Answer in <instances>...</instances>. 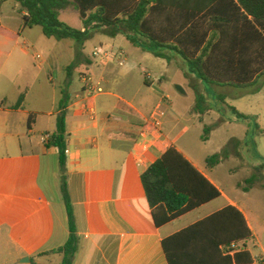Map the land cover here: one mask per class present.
<instances>
[{"label": "crops", "instance_id": "obj_1", "mask_svg": "<svg viewBox=\"0 0 264 264\" xmlns=\"http://www.w3.org/2000/svg\"><path fill=\"white\" fill-rule=\"evenodd\" d=\"M69 2L71 6L72 1ZM72 9L78 15L74 6ZM14 11L19 22L5 26L0 23V33L5 31L0 36V64L4 56L1 50L12 41L18 45L19 36L25 35V53L33 46L27 37L33 27L23 28L17 4ZM78 29H82L81 23ZM94 36L101 38L94 47L109 44L124 53L122 66L118 58L107 64H97L82 49L76 67L68 75L65 68L76 55L73 42H69L68 52L60 41L56 44L43 42V58L36 61L33 56L38 72H42L45 66L47 81L58 90V96L53 97L47 110L27 107L26 87L0 73L4 78L0 90V264H30L31 259L36 264H49V252L67 240L58 150L48 148L40 141L42 136L50 137L55 131L60 90L67 85L70 98L65 111V181L79 241L71 264H168L163 239L227 206L235 207L243 215L252 233L251 239L236 245L237 249L245 245L253 258L251 264H264V251L255 253L259 245L258 224L243 200L245 197L225 194L214 172L221 163L207 166V157L203 158L196 149L181 141L185 128L181 116L173 110L172 93L163 87V83L155 86L151 73L145 69H140L144 74L140 79L139 65L127 60L124 47L132 44L123 35L109 37L94 32L91 37ZM165 51L162 52L164 59L154 57L162 61L166 70L171 65L172 69L182 66L179 56L174 52L177 57L171 56L169 52L172 51ZM148 53L144 52V57H149ZM83 72H89L104 89L91 101L84 98L81 88L80 73ZM178 75L185 76L186 84L193 90L200 91L204 87L193 75ZM216 88H228L218 94L222 110L217 106L210 107L206 96L205 106L209 109L204 114L193 111L195 104L187 110L192 127L204 124L205 118L214 128L223 122L240 124L232 115L225 117V108L229 106L255 117L259 129L264 132L261 114L253 110L250 101L247 102L248 109L241 108V102L248 99L243 90L212 87L213 97L217 94ZM7 92L12 93L11 97H7ZM21 94L24 95L21 107L10 109ZM3 101L5 104L1 106ZM87 103H91L93 114L85 109ZM30 114L32 119L28 123ZM231 140L237 144L236 137ZM170 147L181 153L219 191L220 196L157 227L140 177ZM44 157L49 158L47 165L51 171L53 169L48 178L44 171ZM225 196L224 202L220 203ZM23 258H29V263H21Z\"/></svg>", "mask_w": 264, "mask_h": 264}, {"label": "trees", "instance_id": "obj_2", "mask_svg": "<svg viewBox=\"0 0 264 264\" xmlns=\"http://www.w3.org/2000/svg\"><path fill=\"white\" fill-rule=\"evenodd\" d=\"M11 1L18 5L23 28L40 27L46 38L75 43V59L65 68L68 75L76 67L85 42L99 32L109 37L121 34L132 45L157 58L164 59L165 50L174 52L184 61L187 73L207 91L212 87H251L264 76V0H72L82 29L72 28L59 19L60 11L70 4L68 0ZM60 96L55 131L45 145L58 150L68 237L49 253L59 256L60 264H71L79 241L65 181L68 85L60 90ZM23 99L21 94L10 109H19ZM4 104L3 101L1 106ZM208 109L205 98L196 93L193 111L202 115ZM225 110L237 122L254 120L234 107ZM31 119L32 114L28 123ZM254 128L263 133L256 123ZM210 129L204 127V135ZM228 148L208 156L206 165L213 167L227 158ZM255 156L259 157L257 152ZM259 167L264 168V161ZM140 178L157 227L220 196L174 147L168 148ZM245 182L252 185L255 177L250 176ZM251 238L243 215L235 207L227 206L163 239L162 247L168 264H251L253 258L245 245L228 249L231 244ZM30 264L36 263L31 259Z\"/></svg>", "mask_w": 264, "mask_h": 264}, {"label": "rangeland", "instance_id": "obj_3", "mask_svg": "<svg viewBox=\"0 0 264 264\" xmlns=\"http://www.w3.org/2000/svg\"><path fill=\"white\" fill-rule=\"evenodd\" d=\"M14 5V2L11 0L0 3V23L2 25H11L15 22H19L20 19L14 11ZM72 6L71 4L66 10L62 11L61 21L72 28L78 29L81 21L76 11L72 9ZM4 32L5 31H2L0 36H2ZM24 36H19L17 40L18 45L15 41H12L1 50L4 56H2L0 64V73L9 76V78L16 80L20 85L26 87L25 105L27 107H37L47 110L50 108L53 97L58 96V90L47 81L48 72L45 66H42V72H38L39 67L34 61L33 56L39 54L43 58L45 47L43 42L56 44L58 41L45 38L40 27H33L32 31L27 36L33 46L25 53L23 51L25 46L23 44ZM100 39L99 36L88 39L84 44L83 51L86 54H90L91 49L98 44ZM60 42V44L64 46L62 48L67 49L68 52L69 42L73 41L64 40ZM133 46L134 45H126L124 50L128 62H134L139 65L138 74L140 79H143L144 76L140 69H145L148 73H151L155 86L158 87L160 83H163V87L172 93V101L175 104L173 110L181 116L183 127L185 128L181 141L196 149L203 158L214 155L226 146L229 147V156L221 160V164L218 167L216 166L217 169L214 172L218 175L221 189L225 194L233 197H245L242 199L245 201L258 224L257 234L259 245L255 253L264 251V168L259 167L264 161V135L260 134L254 128V123L257 124L256 118L254 117L252 121L241 122L238 125H228L226 122H223L218 128L212 127L210 120L205 118L204 124L198 125V128L192 127L187 119V110L195 104L196 93L202 95L204 98L206 96L209 97L207 103L210 107L217 106L222 110V100H220L218 94L223 93L224 90L228 88H216L217 94L214 97L212 96L213 91L209 90L208 92L204 87L200 91L193 90L186 84V77L178 75L187 74L185 71L186 66L184 61L173 52H169V54L177 57L182 66L172 69L171 65L170 69L166 70L162 61L157 60L151 53H148L147 56L149 57H144L145 51L141 49L135 51L133 49L135 46ZM2 74L0 75V90L3 88L4 78ZM176 86L180 87L183 92L177 91L175 88ZM236 90H243V92H245L244 96L248 97V99L241 102V108L248 109L247 102L250 101L249 104L252 106L253 110L259 111L261 114V121L264 125V76L260 78L255 85ZM209 93L211 95H209ZM11 95V92H7V97H11ZM225 102L229 105L228 99H226ZM225 114V117H230L231 115L229 110H226ZM216 124L217 123L214 125ZM204 127L211 128L209 134L204 135ZM247 131L248 137L244 138ZM199 137H206L207 139L198 141ZM232 137L238 139L237 144H234L235 140H231ZM256 152L259 157L255 156ZM48 159V157L43 158L44 171L47 178L48 174L52 175L53 172V169L51 171V168L47 165ZM250 176L255 177V182L252 185L245 182ZM225 198L226 196L220 200V203H223ZM54 207L56 209L55 205ZM48 255L51 257L49 264H60L61 258L59 256L52 253Z\"/></svg>", "mask_w": 264, "mask_h": 264}, {"label": "built area", "instance_id": "obj_4", "mask_svg": "<svg viewBox=\"0 0 264 264\" xmlns=\"http://www.w3.org/2000/svg\"><path fill=\"white\" fill-rule=\"evenodd\" d=\"M2 1V0H0ZM91 59L97 64H107L112 62L115 58L119 59V65L122 66L124 63V53L121 50L115 49L113 46L109 44H100L94 47L90 53ZM34 59L36 61L41 60V56L39 54L34 55ZM81 88L84 94V98L88 101L93 100L96 96L102 94L104 92L103 87L99 82H97L94 77L89 72H83L80 75ZM85 109L93 114V108L91 103H87ZM155 124H158L155 122ZM49 139L48 135H44L40 138L41 143H46ZM67 151L65 150V154ZM230 250L237 249L235 244H231L229 246Z\"/></svg>", "mask_w": 264, "mask_h": 264}, {"label": "water", "instance_id": "obj_5", "mask_svg": "<svg viewBox=\"0 0 264 264\" xmlns=\"http://www.w3.org/2000/svg\"><path fill=\"white\" fill-rule=\"evenodd\" d=\"M175 88H176L177 91L183 92L180 87L176 86ZM21 263H29V258H23L21 260Z\"/></svg>", "mask_w": 264, "mask_h": 264}]
</instances>
